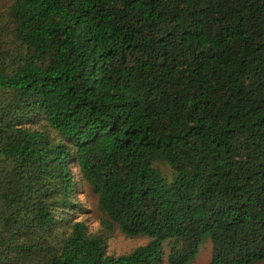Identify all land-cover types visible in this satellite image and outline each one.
<instances>
[{
    "label": "trees",
    "instance_id": "trees-1",
    "mask_svg": "<svg viewBox=\"0 0 264 264\" xmlns=\"http://www.w3.org/2000/svg\"><path fill=\"white\" fill-rule=\"evenodd\" d=\"M7 1L0 264L264 260V0Z\"/></svg>",
    "mask_w": 264,
    "mask_h": 264
},
{
    "label": "rangeland",
    "instance_id": "rangeland-1",
    "mask_svg": "<svg viewBox=\"0 0 264 264\" xmlns=\"http://www.w3.org/2000/svg\"><path fill=\"white\" fill-rule=\"evenodd\" d=\"M9 5V1L0 0V16L5 15ZM6 30V28H5ZM0 43L2 47L8 50L10 47H14L11 41L10 34L5 32L1 35ZM155 165L168 177L172 175L171 166L165 161H157ZM89 194V191L85 188L81 189L79 196L81 197L84 207L78 212V218H82L88 224L89 230L93 233H99L106 238L107 249L109 253L114 254H126L134 249L138 248L141 245L146 244L150 241V238L145 235L129 236L125 234L117 224L104 223V220H109L107 214L101 211L96 203L94 198H89L86 196ZM212 253V244L210 240H207L201 247L200 253L197 257L188 264H209ZM163 264H169L165 259ZM253 264H264V260L255 262Z\"/></svg>",
    "mask_w": 264,
    "mask_h": 264
}]
</instances>
